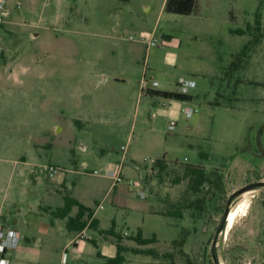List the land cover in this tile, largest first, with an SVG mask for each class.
<instances>
[{
  "label": "rangeland",
  "instance_id": "374dc122",
  "mask_svg": "<svg viewBox=\"0 0 264 264\" xmlns=\"http://www.w3.org/2000/svg\"><path fill=\"white\" fill-rule=\"evenodd\" d=\"M161 3L162 0H8L5 20L15 16L19 22L10 27L0 22V62L4 55L16 58L13 72H3L0 66V84L4 85L0 97L6 106L0 112V122L4 119L8 125L21 115L33 123L26 96L30 89L45 85L50 77L55 85L70 84V91L80 87L85 91L83 101L66 91L67 100L55 101V111L88 110L95 90L110 91L113 93L101 97V101L112 105L116 114L124 109L121 131L117 133L108 130L115 127L100 124L104 127L102 135L90 149L101 153L109 145L114 157L119 145L126 141L133 113L130 107L125 108L124 99L110 82L100 83L104 76L124 74L136 83L145 77L148 83L155 79L158 85L168 88L175 86V77L196 78L198 95L191 101L179 100L198 107L191 117L181 108L179 115L162 111L153 115V108L160 106L163 99L156 94H149V100L141 102L148 109L145 119L139 117L134 123L135 139L130 142L129 153L136 162H146L145 166L156 157H167L154 185L144 186L145 196L137 192L135 185L128 188L123 180L118 186L126 189L125 198L112 203V191L104 196L110 179L91 172L99 168L96 163L91 162L81 173L70 174L71 180L80 179L76 191L89 194L94 207L99 200L103 202L97 210L102 228L90 227L89 231L101 249L116 248L114 238L101 235V230L112 222L117 231H136L141 225L146 236L154 233L156 239L142 244L130 240V236L124 239L143 249L135 252L128 245L124 264H217L216 259L218 264H264V184L232 199L233 206L239 201H247V205L227 231L225 226L218 231L229 194L251 181L264 179V0H203L208 8L202 14L160 12ZM257 7L261 11V28L254 26ZM155 20L158 43L147 47L142 37L149 34ZM247 22L253 26L243 33L229 29L246 27ZM165 30L177 36L172 46L160 42ZM185 33L195 37L190 38L191 43L180 45L178 38H184ZM167 49L177 53L174 61L169 59ZM41 95L45 97L46 93ZM42 104L46 105L45 98ZM171 118L176 124L169 129L167 121ZM55 122L62 124L61 117ZM68 125L72 127V131L66 129L70 134L75 126H81L78 120H70ZM88 125L95 133L94 124ZM7 151L14 153L17 148L7 146ZM65 153L56 148L52 157L64 160ZM47 154L44 160L50 159ZM185 161L205 165L207 177L197 189L190 186V178L183 171ZM143 178L151 180L147 168ZM65 193L71 195L70 190ZM147 207L180 214L145 211ZM91 215H83L87 223ZM85 254L92 264H99L92 242H87Z\"/></svg>",
  "mask_w": 264,
  "mask_h": 264
},
{
  "label": "crops",
  "instance_id": "0c3cea01",
  "mask_svg": "<svg viewBox=\"0 0 264 264\" xmlns=\"http://www.w3.org/2000/svg\"><path fill=\"white\" fill-rule=\"evenodd\" d=\"M202 1L196 0L191 11L179 13L190 14L198 11L202 14V11H206L208 8V5H204ZM165 2L166 0H162L160 12L164 10L178 12L167 9ZM232 15L234 14L232 13ZM16 18L12 16L4 22L7 23V26L11 23L15 25L19 22ZM117 25L118 23H116V27ZM155 25L156 20L149 34L142 37L146 41L147 47L158 43ZM194 37L185 33L184 38H178L179 44L181 45L183 42L191 43L192 40L190 38ZM175 38H177L175 34L165 30L162 31L160 42L166 46H172ZM166 53L169 55L170 60H175L177 54L175 50L167 49ZM1 58L2 62H0V66L2 71L6 73L13 72L16 58H13V56L8 57L7 55ZM147 67L148 64L145 62V68ZM186 78L194 80V83L188 86L187 90L192 96L184 98L191 101L194 95H198L199 93L197 89L198 80L194 77ZM99 79H102V77H99ZM142 79H145V77H142L140 82L136 83L128 75L111 74V76H104L102 81H100V83L104 82L103 84L110 82L114 91L119 93L124 99L125 108L130 107L133 113V121L126 135V141L119 145L118 152L114 157L111 156L109 145L101 152L102 154L97 153L95 150L94 152L97 154L93 153L92 149H90L94 140H97V137L102 135L100 131L104 127L100 124L104 123V125L116 128L108 130H114L117 133L121 131V117L124 114L122 112L124 109L116 114L112 105L101 101V97L104 98V96H109L113 93L110 91L95 90L92 96L91 107L88 110L82 111V109H78L71 113L62 108L55 111L54 102L67 100L65 99L66 91L74 93L73 97L78 101H83L85 91L84 87H80L77 91H70L68 90L70 84L63 86L55 85L54 79L50 77L46 79L45 85L37 86V90L30 89L26 96V99H29V113L32 115L33 123L29 121V118L21 115L17 118V121L11 122L8 125L4 119L0 122V219L11 223L20 233V242L10 253L11 264H92L89 261L88 255L85 254L87 242L93 243L91 239H95L96 241V244L93 243L96 246V253L97 249L101 252V254L97 253L96 255L99 264L104 260L106 255H113L116 252L117 246L115 249L114 247L112 249H101L94 233L89 231L90 227L102 228L97 210L98 207L103 206V202L99 200L94 207V203L91 202L92 197L89 194L84 191H80L79 193L76 191L80 179L75 178L71 180L70 174L73 172L81 173L88 168L91 162L96 163L99 168H95L91 172H97L99 175L110 179L104 196L112 191L111 202L117 204L119 199L125 198L127 193L125 188L118 186V182L124 180L128 188H131L130 186L132 185L129 184V179H133L137 181V185H135L137 189L144 190V186L150 187V184L154 185L153 182L155 181L152 176L150 181H146L143 178L149 165L145 166L146 162L143 165L136 162L134 156L129 153L130 142L135 139L132 130L134 123L139 117L145 119L148 109L145 104L141 103L142 100L149 98V94H156L163 98L162 104L160 106L155 105V109L153 108V115L160 111L170 116L179 115L180 108L183 111V108H189L191 110L188 113L184 111V113L187 117H191L198 111V107L195 104H181L179 100L183 98L164 96L147 91V88L179 89L177 85L179 78H174L175 86L170 88L158 85L159 80L156 85L148 83L149 85L142 86ZM1 89L4 91L3 84H0V91ZM43 93H46L45 97L41 95ZM42 98H45L46 105L42 104ZM184 99L182 100L183 102ZM206 99L209 101V98ZM5 107L4 101L0 97V112L4 111ZM103 108H105L104 111H102ZM114 114L116 115L114 116ZM59 117L62 119V124L54 123V120L56 121ZM64 120L67 122L78 120L81 126H75L73 128L74 132L70 134L66 129H71L72 131V127L68 125L69 122L67 124L64 123ZM88 124H94L95 133L88 128ZM83 131H88L89 133H83ZM7 146H15L17 151L10 153L7 151ZM56 148L65 150L66 153L64 155L66 157L64 160L62 156V158L58 159L52 157ZM47 152L50 153V159L44 160L45 156L48 155ZM145 157L146 155L143 156L144 161ZM51 158L54 160H51ZM164 158L167 157L165 156ZM62 161L63 164H61ZM67 190H70L71 196L76 197L79 201L92 208L91 216L97 219L96 227L89 223L81 229L67 227L66 220L68 214L75 215L78 210L76 203L72 204L66 215L62 216L52 213V210L57 206L63 205V195ZM99 203H102V205H98ZM157 208L147 207L145 211L162 212V210H158ZM137 227L141 231L143 230L141 225ZM104 228H107V226ZM114 229L117 230L116 226H114ZM119 231L123 235L121 239L123 243L135 246L134 243L127 244L124 239H127L130 233H135L136 231L128 229ZM142 234L146 236L144 231H142ZM101 235L105 239L110 238L113 240L114 238L116 245L117 239L115 235L106 231H102ZM129 239L134 240L131 237Z\"/></svg>",
  "mask_w": 264,
  "mask_h": 264
},
{
  "label": "trees",
  "instance_id": "16d2710c",
  "mask_svg": "<svg viewBox=\"0 0 264 264\" xmlns=\"http://www.w3.org/2000/svg\"><path fill=\"white\" fill-rule=\"evenodd\" d=\"M196 0H166L165 7L169 10L178 11V12H189L192 10ZM261 11L259 7H257L255 11V23L254 26L257 28H261ZM253 24L250 22L246 23V27H230V31L237 32V33H243L245 32L247 27H252ZM234 63L237 64L235 61ZM148 92L151 93H158L162 94L164 96H170V97H176V98H190L192 95L191 93L187 91H182L179 89H159V88H147ZM154 163L159 166L160 170L166 166V159L162 157H156L154 160ZM183 168L184 173L190 178V186L193 189H197V186L202 183V181L207 177V173L205 170V165L203 163L198 162H183ZM160 172V171H159ZM64 197V203L63 205L57 206L55 209L52 210V213L55 215H66L68 214L72 204L76 203L78 205V210L75 215H69L67 216L66 224L68 228H78L81 229L87 224V219L83 217L85 213L88 214V216L91 215L92 209L79 201L76 197L71 196L68 193H65L63 195ZM163 213H170L174 215H179L177 211L173 210H162ZM90 225L97 226V219L95 217L91 218ZM102 231H106L109 233H112L116 236L117 242H116V252L113 255H106L104 260L100 264H124L126 256L124 251L128 249V245L123 243L121 241L122 234L121 232L114 229V223L105 228L102 229ZM128 236L133 238L137 243H146L149 241H152L153 239H156L155 234L153 233L152 236H145L142 234V231L140 228L136 230L135 233H130ZM93 243L96 244L95 239H91ZM132 250L135 252L143 251L139 245L132 246ZM150 250V249H148ZM97 253L101 254L100 250L97 249Z\"/></svg>",
  "mask_w": 264,
  "mask_h": 264
},
{
  "label": "built area",
  "instance_id": "2783aa9c",
  "mask_svg": "<svg viewBox=\"0 0 264 264\" xmlns=\"http://www.w3.org/2000/svg\"><path fill=\"white\" fill-rule=\"evenodd\" d=\"M8 0H0V22L5 21V16L8 14V6H7ZM177 85L179 90L187 91L188 86L192 85L194 83V80L191 78H179L177 81ZM142 86H147L148 81L147 79H142L141 81ZM157 81L153 80L151 85H156ZM186 113H188L191 109L189 108H183ZM176 123V120L173 118L169 119L167 122V126L169 129L174 128ZM123 147V145H122ZM146 158V157H145ZM52 167V166H50ZM160 171V168L158 165L154 163V159L152 160L151 164L148 166V172L152 177H156ZM129 184L131 185H137V181L133 179H129ZM137 192L145 196V191L142 189H137ZM98 205H102V203H99ZM20 242V233L19 230L14 227L11 223L8 221L0 219V264H11V251L19 244Z\"/></svg>",
  "mask_w": 264,
  "mask_h": 264
},
{
  "label": "water",
  "instance_id": "95a60500",
  "mask_svg": "<svg viewBox=\"0 0 264 264\" xmlns=\"http://www.w3.org/2000/svg\"><path fill=\"white\" fill-rule=\"evenodd\" d=\"M261 184H264V179H260V180H256V181H251V182H249V183H247V184H245V185H243V186L237 188L236 190L232 191V192L229 194V196H228V198H227V200H226L225 209H224V211H223V215H222V219H221V223H220V225H219L218 231H219L220 229H222V228L226 225V223H227V216H228V212H229L230 207H231V201H232V199H233L236 195H238L239 193L243 192L244 190L249 189V188H252V187H255V186H257V185H261ZM215 240H216V235H215V237H214L213 246H214V244H215V243H214ZM215 259H216V258H215ZM216 263L218 264L217 259H216ZM220 264H221V263H220Z\"/></svg>",
  "mask_w": 264,
  "mask_h": 264
},
{
  "label": "bare ground",
  "instance_id": "6f19581e",
  "mask_svg": "<svg viewBox=\"0 0 264 264\" xmlns=\"http://www.w3.org/2000/svg\"><path fill=\"white\" fill-rule=\"evenodd\" d=\"M249 190L250 189H248L246 191H249ZM246 205H247V201H239L235 206H233V204L231 205L230 210L228 212V216H227V223L225 225V231H227V229L233 223V221H234L236 215L239 213V211L243 210ZM221 264H223V263L221 262Z\"/></svg>",
  "mask_w": 264,
  "mask_h": 264
}]
</instances>
